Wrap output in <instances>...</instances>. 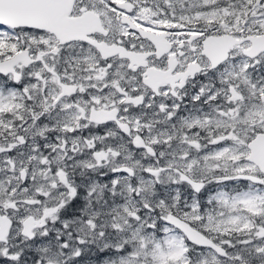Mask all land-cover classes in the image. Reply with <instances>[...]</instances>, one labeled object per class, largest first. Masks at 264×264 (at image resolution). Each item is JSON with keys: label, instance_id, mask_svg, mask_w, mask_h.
<instances>
[{"label": "snow or ice", "instance_id": "obj_1", "mask_svg": "<svg viewBox=\"0 0 264 264\" xmlns=\"http://www.w3.org/2000/svg\"><path fill=\"white\" fill-rule=\"evenodd\" d=\"M0 264H264V0H0Z\"/></svg>", "mask_w": 264, "mask_h": 264}]
</instances>
